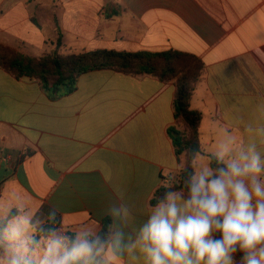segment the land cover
Instances as JSON below:
<instances>
[{
    "label": "crops",
    "instance_id": "obj_1",
    "mask_svg": "<svg viewBox=\"0 0 264 264\" xmlns=\"http://www.w3.org/2000/svg\"><path fill=\"white\" fill-rule=\"evenodd\" d=\"M58 40L62 53L198 57L204 69L190 107L201 113L204 158L226 130L247 140V125H264V0H0V43L40 57ZM175 94L173 82L105 68L52 99L37 79L0 68V205L19 195L45 216L56 210L71 233L103 224L119 197L135 229L187 157H177L168 133L175 126L192 136L175 118Z\"/></svg>",
    "mask_w": 264,
    "mask_h": 264
},
{
    "label": "clouds",
    "instance_id": "obj_2",
    "mask_svg": "<svg viewBox=\"0 0 264 264\" xmlns=\"http://www.w3.org/2000/svg\"><path fill=\"white\" fill-rule=\"evenodd\" d=\"M243 132L247 140L226 130L207 158L188 152L177 165L179 187L149 203L135 229L119 197L106 227L85 223L70 233L56 210L45 216L15 195L0 205V264H264V125Z\"/></svg>",
    "mask_w": 264,
    "mask_h": 264
},
{
    "label": "trees",
    "instance_id": "obj_3",
    "mask_svg": "<svg viewBox=\"0 0 264 264\" xmlns=\"http://www.w3.org/2000/svg\"><path fill=\"white\" fill-rule=\"evenodd\" d=\"M61 46L62 42L58 40L56 48L50 53L32 57L17 51H12L9 55L6 44L0 43V68L9 70L16 78L37 79L52 99L73 92L81 75L105 68L132 75H151L162 81L173 82L176 86L175 118H183L192 129V136L188 138L177 127L168 128L176 155L179 158L190 151H199L204 154L197 138L201 113L190 107L192 95L202 78L204 69L198 57L174 50L160 52L95 50L83 53H62ZM0 156L2 157L1 152ZM181 179V172L178 171L175 180L170 184L162 185L151 204L157 202V198L164 194L168 186L179 187ZM109 222L107 217L103 225L106 227ZM236 259L238 261L239 256Z\"/></svg>",
    "mask_w": 264,
    "mask_h": 264
},
{
    "label": "rangeland",
    "instance_id": "obj_4",
    "mask_svg": "<svg viewBox=\"0 0 264 264\" xmlns=\"http://www.w3.org/2000/svg\"><path fill=\"white\" fill-rule=\"evenodd\" d=\"M6 48H7V53H8L9 55H11V52H12V51H17V52L25 53V52H23L20 48H18V47H16V46H11V45L6 44ZM25 54H26V53H25ZM0 157H1V156H0Z\"/></svg>",
    "mask_w": 264,
    "mask_h": 264
},
{
    "label": "built area",
    "instance_id": "obj_5",
    "mask_svg": "<svg viewBox=\"0 0 264 264\" xmlns=\"http://www.w3.org/2000/svg\"><path fill=\"white\" fill-rule=\"evenodd\" d=\"M1 161H2V158L0 157V163H1ZM175 177H176V175L174 177H166L164 179V183L165 184H170L173 180H175Z\"/></svg>",
    "mask_w": 264,
    "mask_h": 264
}]
</instances>
